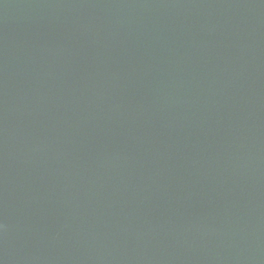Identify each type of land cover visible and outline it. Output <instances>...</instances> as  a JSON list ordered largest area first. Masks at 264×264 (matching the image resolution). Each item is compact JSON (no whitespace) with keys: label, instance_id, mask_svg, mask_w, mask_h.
Returning <instances> with one entry per match:
<instances>
[{"label":"water","instance_id":"water-1","mask_svg":"<svg viewBox=\"0 0 264 264\" xmlns=\"http://www.w3.org/2000/svg\"><path fill=\"white\" fill-rule=\"evenodd\" d=\"M0 264H264V0H0Z\"/></svg>","mask_w":264,"mask_h":264}]
</instances>
